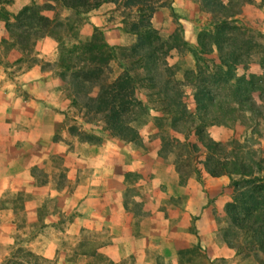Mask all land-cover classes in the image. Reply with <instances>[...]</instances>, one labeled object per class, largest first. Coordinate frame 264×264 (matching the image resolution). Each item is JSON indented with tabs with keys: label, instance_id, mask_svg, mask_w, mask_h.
<instances>
[{
	"label": "rangeland",
	"instance_id": "rangeland-1",
	"mask_svg": "<svg viewBox=\"0 0 264 264\" xmlns=\"http://www.w3.org/2000/svg\"><path fill=\"white\" fill-rule=\"evenodd\" d=\"M128 1L104 0L98 6L76 14L59 1L60 8L46 1L42 4L31 3L28 5L32 11L28 26L17 28L13 21H6V24L13 29V36L27 45H33L47 33L54 37L57 55L54 62L48 64L50 72L58 81L54 100L69 113L70 130L77 137L88 142L114 139V143L122 145V152L129 153L124 146L130 145L142 159L146 154L159 155L172 172H164L161 165L156 164L157 173L164 177L161 183L163 190L166 194L169 193L167 189L171 191L169 195L156 199L157 203L163 204L160 211L165 217L169 213L178 214L179 210L175 208L184 205H188L189 209L193 207L192 211H197L200 205L201 210L205 207L209 209L214 223V237L209 244L215 246L216 241H219L221 251L234 254L221 255L213 263L209 261L205 256V243L201 247L198 242L200 232L193 224L201 215L189 214V247L180 252L183 264H259L251 252L243 254L228 247L222 237L221 231L228 227L225 205L231 201L227 176L214 177L206 173L203 167L205 148L192 132L170 129L167 119L157 110L160 105H164L165 100L160 104L156 99L163 92H176L185 107L192 112L196 88L209 93L216 99L212 112L216 110V113H225L227 116L219 123H209L204 127L207 135L220 144V156H237L250 163L264 161V0H151L126 4ZM148 5L152 8L151 13ZM209 6H213L214 10L211 11ZM48 9L52 10L51 16L46 14L50 11ZM140 19L148 22L149 27L138 26L137 21ZM103 23L104 26L109 24V28L105 29ZM131 26L141 31L140 36L149 35L155 42V57L147 62L150 66L148 77L167 79L170 86L165 91L157 86L148 87L146 84L149 80L145 78L136 85L133 99L137 104L131 106L127 117L132 118L129 124L136 129L137 136L132 141H126L107 130L100 115L87 107V97L96 94L98 83L93 81L86 84L92 69L90 66L81 67L82 63L72 58L75 54L72 52L76 51L79 43L88 41L95 30L100 32L107 45L116 47V58L108 62L100 76L102 82H110L121 71L118 60L127 64L136 57L128 52L139 36L130 32ZM106 30H111L115 43L109 42ZM173 35L176 38H169ZM164 40L168 44L178 45L166 49L167 44H161ZM215 45H220V53L215 50ZM191 50L197 52L196 61ZM60 56L62 63H72L73 67L63 69ZM219 59L231 63L229 74L219 72L222 69L218 65ZM196 64L200 70L195 68ZM136 71L141 74L146 70L139 68ZM81 83L85 86L76 88ZM228 115H232L231 118ZM132 189L130 193L135 190L134 187ZM191 194L192 199L189 198ZM27 196L19 193L0 195V209L6 204L14 207L12 221L16 225L11 230L0 227V235L6 234V238L0 239V264H3L9 253H13L15 258L12 261L17 264L33 263L31 256L22 255L19 251L21 248L29 250V243L41 228L27 222L31 216L26 217L25 212H22L21 207ZM174 217L178 218L179 215ZM6 218L11 219V216L1 210L0 222ZM172 228L170 225L165 229ZM83 237H86L85 234Z\"/></svg>",
	"mask_w": 264,
	"mask_h": 264
},
{
	"label": "crops",
	"instance_id": "crops-1",
	"mask_svg": "<svg viewBox=\"0 0 264 264\" xmlns=\"http://www.w3.org/2000/svg\"><path fill=\"white\" fill-rule=\"evenodd\" d=\"M45 1L60 8L56 0H0V195H28L22 212L41 227L28 247L34 264H183L189 214L201 215L193 224L209 261L234 254L221 251L219 241L209 244L214 223L207 207L192 211L184 205L166 217L160 211L163 204L156 199L171 191L163 190L156 164L172 172L159 155L142 159L130 145L124 153L114 139L88 142L70 130L69 113L54 100L58 81L48 68L57 55L54 37L47 33L27 45L6 27L24 7ZM105 33L116 42L111 30ZM1 210L11 219L0 227L14 229V207Z\"/></svg>",
	"mask_w": 264,
	"mask_h": 264
},
{
	"label": "trees",
	"instance_id": "trees-1",
	"mask_svg": "<svg viewBox=\"0 0 264 264\" xmlns=\"http://www.w3.org/2000/svg\"><path fill=\"white\" fill-rule=\"evenodd\" d=\"M58 1L76 14L98 6L104 0ZM149 1L151 0H129L126 4ZM218 4L221 3L218 2ZM147 8L151 13L152 8L149 5ZM209 8L211 11L214 10L213 6H209ZM30 13L32 11L27 6L14 16L17 28L23 25L28 26ZM224 20L221 19L220 21ZM137 25L143 28L149 27V23L142 19L137 21ZM133 26L129 28L130 32L139 36L137 43L131 45L128 52L129 55H135L136 57L132 58L131 62L127 63L128 65L118 60L117 62L121 71L110 82H102L100 76L104 72L108 62L113 57L116 58V47L107 45L100 32H96L95 30L88 41L79 43L76 51L72 52L73 54L75 53L72 58L80 61L82 63L81 67L90 66L92 69V74L88 75V82L86 84L93 81L98 83L96 94L87 97V107L93 113L100 115L107 130L126 141H132L137 136L136 129L129 124L132 118L127 117L131 106L137 104L133 99L136 85L138 86V83L142 82L145 78L149 80V83L146 84L148 87L157 86L165 91L170 86V81L167 79H160L161 77L159 79H152V77H148L150 66L147 62L155 57L153 46L155 42L150 39L149 35L140 36L141 31ZM6 27L10 29L7 24ZM169 38H176V36L173 35ZM166 42V40L161 41V44H167L165 45L166 49L178 45ZM117 48L123 49V47ZM215 50L217 53H220V45H215ZM191 54L196 61L198 57L196 50H191ZM143 58H145L144 62L146 63L142 61ZM59 61L61 62V56L59 57ZM218 65L222 68L219 72L230 73V62L219 59ZM60 66L65 70H69L73 67V64L61 62ZM165 66L164 68L168 69ZM139 68L142 71L144 69L146 71L144 73L141 71V74L137 73L136 70ZM195 68L200 70L197 64ZM145 74L147 77H144ZM80 86L85 85L81 83L76 88L79 89ZM162 100H165L164 105H160L157 110L167 119L170 129L176 132H192L199 144L205 148L206 153L203 159V167L206 173L214 177L226 175L228 178V184L231 187V201L225 205L228 227L221 231L226 245L237 251L244 252L243 254L251 252L259 264H264V161L256 160L250 163L237 156H220V152L222 151L220 144L207 135L204 127L209 123H219L227 116L225 113H216V110L212 112L216 99L209 93L196 88L193 93L194 111L192 112L185 107L176 92H163V95L158 96L156 101L163 104ZM228 116L231 118L232 115ZM19 251L22 252V255L31 256L33 259L32 264H34L36 258L31 251L23 250L22 248ZM12 256L13 253H9L5 257L6 259L3 261V264H17L16 261H12V258H15Z\"/></svg>",
	"mask_w": 264,
	"mask_h": 264
}]
</instances>
